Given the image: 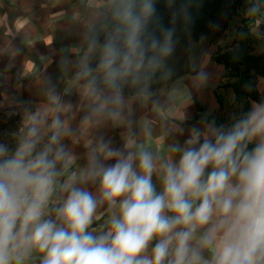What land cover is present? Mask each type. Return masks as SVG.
<instances>
[{
    "label": "clouds",
    "instance_id": "9594fccd",
    "mask_svg": "<svg viewBox=\"0 0 264 264\" xmlns=\"http://www.w3.org/2000/svg\"><path fill=\"white\" fill-rule=\"evenodd\" d=\"M156 13L154 0H115L118 26L100 45L98 64L113 94L102 98L92 87L101 99L95 111L122 106V84L139 82L172 54V29L162 40L148 31ZM92 71L85 65L80 75ZM29 119L14 151L0 143V264H27L35 253L41 264H264V101L229 125L193 127L171 147L178 159L159 165L131 138L126 147L135 151L127 154L101 139L99 152L115 162L105 164L93 148L88 167L59 184L67 195L55 219L48 208L62 175L57 164L67 168L72 159L60 142L66 129L55 116L41 146L40 112ZM97 181L98 196L77 186ZM103 204L117 211L97 233L90 227Z\"/></svg>",
    "mask_w": 264,
    "mask_h": 264
},
{
    "label": "crops",
    "instance_id": "0c3cea01",
    "mask_svg": "<svg viewBox=\"0 0 264 264\" xmlns=\"http://www.w3.org/2000/svg\"><path fill=\"white\" fill-rule=\"evenodd\" d=\"M62 1L64 3L59 4ZM225 1L223 13L229 12L228 18L239 9L246 14L241 18L242 34L227 48H217L196 63L195 68L153 90L128 92L121 89L122 106L108 103L104 112H97L95 109L101 99L93 95L92 87L102 93V98L110 97L113 92L101 83L103 80H99L98 71L91 64L94 40L85 46L89 38L94 37L95 28L97 31V27L105 26L101 22L107 18L112 2L107 9L101 10L97 8L101 1L94 4L93 0H77L76 3L73 0H0V128H4L0 135L7 128L8 116H19L20 140L24 122L31 124L29 117L36 112H40L42 119L39 126L41 146L47 144L53 134L51 123L55 116L60 117L66 129L60 142L72 159L67 168L57 164L62 175L58 177L57 189L48 208L51 218L55 219V208L67 195L60 190L59 184L73 173L79 176L88 167L93 148L105 164L115 162L104 160L99 152L101 139L127 154L135 151L126 147L131 138L158 157L159 165L165 160L178 159L179 154L172 153L171 147L177 142L183 144L193 127L206 130L213 121L215 126H226L244 115L245 102H235L234 88L224 86L236 82L237 77H225V65L215 61L214 56L243 40L242 19L256 7L258 0H250L252 4L247 6L245 2ZM258 23L255 21L248 26L249 52L253 55L264 52L260 45L264 33L257 27ZM251 25L258 31L252 32ZM85 65L93 69L89 76L80 75ZM201 71L209 74L206 81L199 79ZM92 80H95L94 86L89 84ZM255 88L260 100L249 99L250 108L254 102L264 101V74L258 76ZM53 96L59 100L53 101ZM112 111H119L120 117L108 115ZM196 116L202 117L189 122ZM153 181L159 190L156 174ZM77 186L87 187L94 195H99L98 181ZM116 211L110 210L107 204L99 206L90 230L105 231ZM27 264H41L40 254L35 253Z\"/></svg>",
    "mask_w": 264,
    "mask_h": 264
},
{
    "label": "trees",
    "instance_id": "16d2710c",
    "mask_svg": "<svg viewBox=\"0 0 264 264\" xmlns=\"http://www.w3.org/2000/svg\"><path fill=\"white\" fill-rule=\"evenodd\" d=\"M236 1L238 3L245 2L246 6L252 4L250 0ZM154 3L157 13L149 22L148 31L162 40L164 29H172L173 43L175 41L185 47L188 46V39H198L201 34L207 32L209 30V22L215 20L217 14L223 13L226 8L225 0H154ZM255 9V12L249 11L248 16L242 19L245 31L243 40L232 49L219 52L214 56L215 61L225 65V77H237L238 80L236 82L227 83L224 86L231 85L234 88L235 102H245L244 115L250 110L249 99L260 100L255 88L256 80L259 75L264 74V52L259 55H253L249 52L248 45L250 42L248 26L255 24V16L264 11V0H258ZM114 10L115 0L111 4L107 18L101 22L107 28H116L118 26V21L114 17ZM257 27L264 33V17ZM93 40L94 37H90L85 47H88ZM260 45L264 47V37L261 38ZM165 74L166 72H156L153 76L164 77ZM181 75L177 74L169 77L167 80L157 84L153 89L171 82ZM201 117L196 116L189 122L198 121ZM207 119L209 121L212 120L210 117ZM220 123L222 122H217V124Z\"/></svg>",
    "mask_w": 264,
    "mask_h": 264
},
{
    "label": "rangeland",
    "instance_id": "374dc122",
    "mask_svg": "<svg viewBox=\"0 0 264 264\" xmlns=\"http://www.w3.org/2000/svg\"><path fill=\"white\" fill-rule=\"evenodd\" d=\"M68 1L71 2L72 0ZM97 1H101L97 8L103 10L107 9L113 0H93V3L97 4ZM230 1L231 0H227L228 3H230ZM76 2L77 0H73V3ZM63 3L64 2L62 1L59 4ZM229 14V12L217 14L216 19L209 22V30L201 34L198 39H188V46L186 47L174 41L172 54L166 58H163L162 64L158 69L143 73L141 79L137 83H132L131 80L123 83L121 89L128 92L141 90L150 91L157 84L167 80L169 77L175 76L177 74L181 75V73L188 72L192 68H195L196 63H199V61L213 53L217 48H227L231 44L232 40L242 34L243 30L240 32L242 29L241 18L243 15H246L242 13L241 9H239L236 14L232 15V17H230L231 19L228 18ZM255 17V20L260 22L264 17V11L257 14ZM115 29L116 28L99 26L97 27V31L94 35L96 48L91 49V64L93 68L98 71L97 74L99 80H103V73L98 69L100 60V45L104 43L106 37L112 34ZM251 29L253 30L252 32L258 31V29L253 25H251ZM156 72H166V74L164 77L153 76V74ZM176 79L172 80L171 82L175 81ZM8 117V125L6 130L0 135V143L7 145L10 150L14 151L19 141L26 136L28 128L31 126V124L28 121L24 122L22 132L23 137L19 140V116L15 117L14 115H10ZM3 129L0 128V131Z\"/></svg>",
    "mask_w": 264,
    "mask_h": 264
}]
</instances>
